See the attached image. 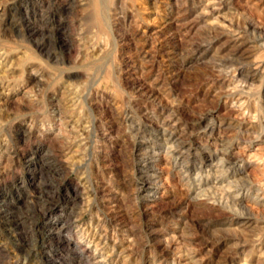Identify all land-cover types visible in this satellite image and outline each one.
<instances>
[{
	"label": "rangeland",
	"instance_id": "374dc122",
	"mask_svg": "<svg viewBox=\"0 0 264 264\" xmlns=\"http://www.w3.org/2000/svg\"><path fill=\"white\" fill-rule=\"evenodd\" d=\"M0 264H264V0H0Z\"/></svg>",
	"mask_w": 264,
	"mask_h": 264
},
{
	"label": "bare ground",
	"instance_id": "6f19581e",
	"mask_svg": "<svg viewBox=\"0 0 264 264\" xmlns=\"http://www.w3.org/2000/svg\"><path fill=\"white\" fill-rule=\"evenodd\" d=\"M245 45L244 44H240V45H238V47H237V49H236V52L235 53H237V54H239L240 56H242L243 57V59H247L248 58V55L250 56V52H248V50L247 49H245V47H244ZM241 58V57H240ZM250 64H251V62H250ZM257 68H259V66L257 67V65L255 64V62L254 63H252L251 64V71H252V73H256V71H257ZM89 258V257H88Z\"/></svg>",
	"mask_w": 264,
	"mask_h": 264
}]
</instances>
